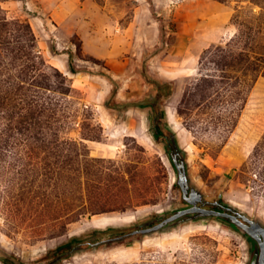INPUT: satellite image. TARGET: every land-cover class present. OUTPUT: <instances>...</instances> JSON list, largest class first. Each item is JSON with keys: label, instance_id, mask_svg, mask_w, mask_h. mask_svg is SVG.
<instances>
[{"label": "rangeland", "instance_id": "obj_1", "mask_svg": "<svg viewBox=\"0 0 264 264\" xmlns=\"http://www.w3.org/2000/svg\"><path fill=\"white\" fill-rule=\"evenodd\" d=\"M240 28L264 0H0V264H250L218 216L134 233L189 206L172 152L264 225V31Z\"/></svg>", "mask_w": 264, "mask_h": 264}, {"label": "flooded vegetation", "instance_id": "obj_2", "mask_svg": "<svg viewBox=\"0 0 264 264\" xmlns=\"http://www.w3.org/2000/svg\"><path fill=\"white\" fill-rule=\"evenodd\" d=\"M199 206L214 211V216L223 218L226 221H229L235 226H238L240 229H242L253 243V256L250 261V264H264V257L261 259V255L263 254L264 243V225L260 221L249 217L248 215L237 210L234 206L223 202L221 199L208 200L202 197V200L199 202ZM186 215H183L177 218L176 220H180ZM169 216L171 215L165 216L161 219V221ZM159 221L160 220H154L144 226H153ZM142 227L143 226H141L140 229H142ZM137 234L140 233L138 232Z\"/></svg>", "mask_w": 264, "mask_h": 264}, {"label": "water", "instance_id": "obj_3", "mask_svg": "<svg viewBox=\"0 0 264 264\" xmlns=\"http://www.w3.org/2000/svg\"><path fill=\"white\" fill-rule=\"evenodd\" d=\"M172 158L177 169V174H178L177 183L181 187L183 198L189 204V206L177 210L171 216L165 218L158 224L135 230L134 233L140 232L143 235H147V234L149 235V234H154L157 231L167 230L174 226L173 224L168 225L169 222H172L177 218L186 215L188 213H194L195 216L214 215V211L199 206V202L202 200L203 195L200 189L193 184L190 178L184 160V154L179 152H172ZM187 219L188 218H184L183 220H187ZM179 222H177L176 224H178ZM62 257L63 256H59L58 258H62ZM263 257H264V243H263V254L261 255V259Z\"/></svg>", "mask_w": 264, "mask_h": 264}, {"label": "trees", "instance_id": "obj_4", "mask_svg": "<svg viewBox=\"0 0 264 264\" xmlns=\"http://www.w3.org/2000/svg\"><path fill=\"white\" fill-rule=\"evenodd\" d=\"M254 1H258V0H254ZM261 1H259L260 3ZM264 30L262 28H240L239 31L232 37L233 42H237V40H245L246 41V45H248V43L250 44L256 37V35L259 32H263ZM11 34V33H10ZM18 36V35H17ZM20 37V36H19ZM26 47L27 50L29 51V54H31V61L32 63H27L24 64L25 67L22 70H26V68H31V70H40L41 68L39 67V62H38V58L37 55H33L32 54V50H30L29 48H33L34 47V42H35V36L34 33L30 30V32L28 34H26ZM232 40H230V44H229V50L234 49L233 48V42ZM232 52V51H231ZM252 54L249 53L248 57H247V61H248V65L247 68L248 70H256L258 69V66H256V62L251 58ZM35 80V79H34ZM16 81V80H15ZM15 83H19L18 81H16ZM22 85V84H20ZM154 131H155V135L157 137L160 136H164L168 142L169 147L172 148V139H173V133L169 131V133L164 132L163 130H161V128L159 127V125L156 123L154 125Z\"/></svg>", "mask_w": 264, "mask_h": 264}, {"label": "crops", "instance_id": "obj_5", "mask_svg": "<svg viewBox=\"0 0 264 264\" xmlns=\"http://www.w3.org/2000/svg\"><path fill=\"white\" fill-rule=\"evenodd\" d=\"M63 64H64V66H65L67 69H69V64H68V62L63 61Z\"/></svg>", "mask_w": 264, "mask_h": 264}, {"label": "bare ground", "instance_id": "obj_6", "mask_svg": "<svg viewBox=\"0 0 264 264\" xmlns=\"http://www.w3.org/2000/svg\"><path fill=\"white\" fill-rule=\"evenodd\" d=\"M95 221V223H100V221L99 220H94Z\"/></svg>", "mask_w": 264, "mask_h": 264}]
</instances>
